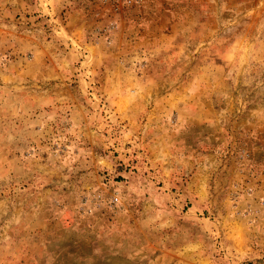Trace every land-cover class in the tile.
I'll return each instance as SVG.
<instances>
[{"label": "rangeland", "instance_id": "1", "mask_svg": "<svg viewBox=\"0 0 264 264\" xmlns=\"http://www.w3.org/2000/svg\"><path fill=\"white\" fill-rule=\"evenodd\" d=\"M0 264H264V0H0Z\"/></svg>", "mask_w": 264, "mask_h": 264}]
</instances>
